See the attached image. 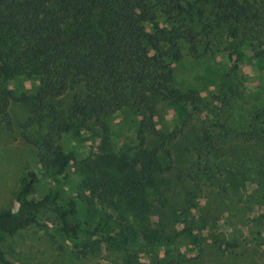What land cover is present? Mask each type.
<instances>
[{
	"label": "trees",
	"instance_id": "trees-1",
	"mask_svg": "<svg viewBox=\"0 0 264 264\" xmlns=\"http://www.w3.org/2000/svg\"><path fill=\"white\" fill-rule=\"evenodd\" d=\"M146 24L155 27L148 31ZM263 34L264 0H0V125L12 130V103L27 108L18 124L21 139L49 178L41 186L33 171L21 174L14 205L0 211V240L42 224L76 253L101 244L125 248L137 231L117 216L109 201L115 197L123 211L151 222L146 239L163 251V257L151 255V264H224L220 259L233 251L241 255L235 238L225 241L215 234L207 246L200 233L204 221L200 218L195 229L189 224L197 204L179 178L174 134L156 129L155 114L170 111L182 131L191 114L203 112L195 91L174 86L171 64L183 53L191 58L220 53L233 68L250 64L264 70ZM19 76L35 81V87H10ZM120 111L132 117L133 147L130 155L115 157L106 145L108 120ZM259 111L263 129L239 139L243 147L253 142L261 148L255 177L264 185V108ZM208 114L209 124L190 140L203 148L198 157L222 142L214 136L224 128L222 120ZM32 127L35 136L26 132ZM97 130L104 153L97 161L89 156L78 161L75 151L61 145L63 135L84 143L90 135L95 139ZM73 167L81 173L77 185L70 182ZM243 168L236 162L221 184L234 187ZM198 172L193 163L186 177L192 182ZM177 236L185 248L170 256L166 248ZM206 251L216 258H207ZM0 264H15L1 245Z\"/></svg>",
	"mask_w": 264,
	"mask_h": 264
},
{
	"label": "rangeland",
	"instance_id": "rangeland-1",
	"mask_svg": "<svg viewBox=\"0 0 264 264\" xmlns=\"http://www.w3.org/2000/svg\"><path fill=\"white\" fill-rule=\"evenodd\" d=\"M157 24L163 25L160 22ZM154 27V24H146L145 29L150 31ZM261 40H264V34ZM171 68L174 86L183 92L195 91L204 106L203 112L191 114L189 126L182 131L179 130L180 121L170 111L159 110L155 114L156 129L174 134V160L181 164L182 170L179 178L184 188L192 191V198L197 204L190 210L189 224L195 229L200 218L204 221L205 228L200 233L206 238L207 246L212 243L211 236L215 234H221L225 241L236 239L238 249L244 252L239 255V252L233 251L229 257H222L221 263L264 264V185L261 177H255L262 152L251 141L243 147L239 139L242 134L263 129L262 120L256 114L259 115V109L264 108V70L250 64L233 68L220 53H206L195 58L183 53V58L172 63ZM9 86L19 91L30 90L35 87V81L19 76ZM209 111L222 120L224 128L214 133L222 142L217 150L198 157L204 152L203 148L192 145L190 140L195 138L203 124H209L207 117L210 119L212 116H208ZM9 114L12 130L6 131L0 125V211L14 205L13 194L22 173L33 171L41 186L49 180L48 171L39 164L34 149L21 139L18 124L24 121L27 108L12 103ZM108 123L111 134L106 145L110 153L115 157L127 153L133 147L131 115L126 111L117 112L109 117ZM35 131L32 127L26 132L35 136ZM92 138L90 135L89 140L80 143L63 135L60 142L65 150L77 153L78 161L89 156L93 162L104 153L98 130L95 139ZM236 162L243 164L244 168L240 170L244 172L243 176L232 181L234 187L223 186L221 180L225 177L229 180L226 172ZM193 163L201 172L191 182L186 172ZM80 174L74 171V167L70 168L71 184H78ZM116 199L111 197L109 201L117 206H112L117 216L132 223L137 231L135 240L125 248L113 249L101 244L93 252L76 253L68 242L51 235L50 227L42 224H31L13 235L3 236L0 245L15 264H151L149 258L153 253L163 257L162 249H156L146 239L151 222L149 226L145 218L137 219L132 213L123 211ZM174 229L178 232L179 227ZM185 243L183 237L177 236L166 250L170 256L174 255L175 250L183 251ZM205 254L207 258H216L208 251Z\"/></svg>",
	"mask_w": 264,
	"mask_h": 264
}]
</instances>
